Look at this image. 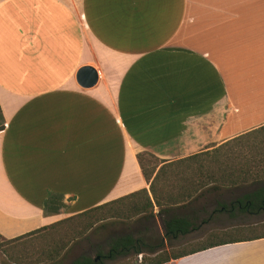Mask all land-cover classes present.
<instances>
[{"label": "crops", "instance_id": "crops-1", "mask_svg": "<svg viewBox=\"0 0 264 264\" xmlns=\"http://www.w3.org/2000/svg\"><path fill=\"white\" fill-rule=\"evenodd\" d=\"M0 127L2 238L146 189L155 257L165 215L136 155L160 161L153 178L264 127V0H0ZM240 244L163 264H264V238Z\"/></svg>", "mask_w": 264, "mask_h": 264}, {"label": "trees", "instance_id": "trees-1", "mask_svg": "<svg viewBox=\"0 0 264 264\" xmlns=\"http://www.w3.org/2000/svg\"><path fill=\"white\" fill-rule=\"evenodd\" d=\"M263 129L264 127H261L234 137L211 150L161 166L153 178L152 175L160 161L147 152L136 155L145 180H151L149 190L154 204L158 207L157 213L165 215L162 219L163 237L167 242L176 241L196 229L188 218L171 215V207L180 203L186 207L207 192L242 188L264 181V145L246 142L251 134ZM204 161L209 166L203 168L202 162ZM160 181L162 182L161 187L159 191H156L155 185ZM217 205L218 209L215 212L228 216L233 217L237 213L257 215L264 212V186L255 187L229 203L218 202ZM153 211V203L148 192L146 189H141L23 235L11 239H4L0 236V245H6L11 250L26 249L30 243L40 237L45 244L44 254L53 258L66 249V239L72 237H66L68 234L73 237L82 235L96 223L110 218L130 219L141 216L149 219L155 215ZM262 238H264V222L251 227H234L225 232H212L203 241L193 246L169 251L161 250L148 262H145L143 258L142 264H163L226 244ZM159 247H162L159 243L147 244L144 240L133 238L129 234L114 236L109 239L106 252L98 250L94 257L80 256L70 264H105V260L153 251Z\"/></svg>", "mask_w": 264, "mask_h": 264}, {"label": "rangeland", "instance_id": "rangeland-1", "mask_svg": "<svg viewBox=\"0 0 264 264\" xmlns=\"http://www.w3.org/2000/svg\"><path fill=\"white\" fill-rule=\"evenodd\" d=\"M246 142L248 144L253 142L264 145V129L251 134L246 139ZM202 165L203 168L209 166L206 161L202 162ZM161 184L162 182L160 186ZM258 186H264V181L258 184L246 185L242 188L223 189L220 192H207L202 197L190 202L186 207L182 205L171 207V215L188 218L196 226V229L179 238L177 241L166 242L162 250L169 251L193 246L203 241L212 232H225L234 227H251L263 223L264 212L257 215L237 213L233 217L215 212L218 209V202L229 203L235 198L240 197L241 194L249 192ZM159 217L164 218L163 216ZM141 218V216H135L130 219H105L102 220L101 224L100 222L96 223L82 235H74L73 237V235L68 234L66 237H72L66 239V249L61 251L59 256H53V258H49L44 254L45 244L40 237H37L26 249L11 250L6 245H0V264H70L71 261L80 256L94 257L98 250L103 253L106 252L109 239L123 234L140 237L147 244H157L159 239H161L159 222L148 220L149 223H146ZM245 229L241 230L245 231ZM243 248L245 247L242 244L222 247L210 251L205 256L226 260ZM144 253L147 255H143V253L135 255L129 254L126 257L105 260V264H142L143 258H145V262L154 258L151 254Z\"/></svg>", "mask_w": 264, "mask_h": 264}, {"label": "water", "instance_id": "water-1", "mask_svg": "<svg viewBox=\"0 0 264 264\" xmlns=\"http://www.w3.org/2000/svg\"><path fill=\"white\" fill-rule=\"evenodd\" d=\"M97 72L91 67H83L81 68L77 74H76V80L78 84L82 87H91L93 86L97 81ZM242 243V242H240ZM236 244V243H234ZM223 246H232V244H226ZM216 248V247H215Z\"/></svg>", "mask_w": 264, "mask_h": 264}]
</instances>
